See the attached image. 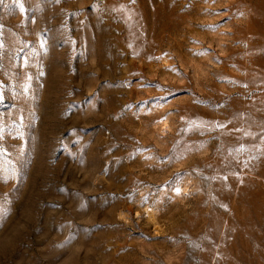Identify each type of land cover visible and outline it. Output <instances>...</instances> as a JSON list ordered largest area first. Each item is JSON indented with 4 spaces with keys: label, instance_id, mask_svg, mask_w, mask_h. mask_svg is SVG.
Returning <instances> with one entry per match:
<instances>
[{
    "label": "rangeland",
    "instance_id": "374dc122",
    "mask_svg": "<svg viewBox=\"0 0 264 264\" xmlns=\"http://www.w3.org/2000/svg\"><path fill=\"white\" fill-rule=\"evenodd\" d=\"M0 212V264H264V0H3Z\"/></svg>",
    "mask_w": 264,
    "mask_h": 264
},
{
    "label": "snow or ice",
    "instance_id": "6c2138e0",
    "mask_svg": "<svg viewBox=\"0 0 264 264\" xmlns=\"http://www.w3.org/2000/svg\"><path fill=\"white\" fill-rule=\"evenodd\" d=\"M0 3H3V0H0ZM20 10L21 11L24 10L22 4L20 5ZM176 190H177V192H179V189H176ZM5 220H6V213L0 212V227H3Z\"/></svg>",
    "mask_w": 264,
    "mask_h": 264
}]
</instances>
